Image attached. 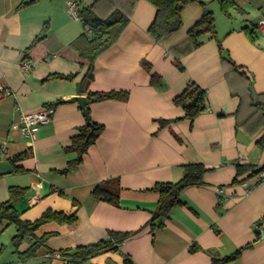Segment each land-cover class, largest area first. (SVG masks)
<instances>
[{"label": "crops", "instance_id": "crops-1", "mask_svg": "<svg viewBox=\"0 0 264 264\" xmlns=\"http://www.w3.org/2000/svg\"><path fill=\"white\" fill-rule=\"evenodd\" d=\"M67 1L0 0V205L9 198L10 186H24L29 190L16 203L22 220L35 221L53 209L76 212L79 223L48 222L34 235L12 238L11 247L1 241L0 264H64L63 249L98 242L110 231L138 230L89 262L213 264V257L243 247L240 257L226 264H264V180L251 175L264 166V146L258 143L264 133V34L257 28L252 41L245 29L264 18V0H235L240 10L233 9L231 17L221 10V0L217 5L191 0L182 10L181 27L160 40L149 33L156 8L147 0H76L79 10L93 5L105 18L120 9L130 18L118 40L97 56L90 81L89 62L81 52L93 32L69 12ZM205 7L215 13L217 38L205 34L198 47L187 50L188 32ZM47 23V35L32 45ZM220 45L236 66L223 60ZM27 61L30 66L23 69ZM153 72L161 76L160 86L151 84ZM51 74L73 78L46 80ZM191 81L207 90L209 106L193 121L183 118L185 109L175 102ZM90 91L127 92L128 99L89 105L92 121L104 129L84 161L64 174L61 170L76 157L67 147L87 124L79 102L70 98L87 97ZM42 108L51 117L36 140L10 128L22 113ZM26 151L29 156L12 162ZM188 163L210 170L202 184L182 191V203L152 230L147 224L160 197L153 186L181 180ZM239 163L251 168L238 175ZM111 178L119 179L122 188L117 206L90 194ZM3 227L1 233L8 228ZM49 232L54 234L38 254L22 262L20 254Z\"/></svg>", "mask_w": 264, "mask_h": 264}, {"label": "trees", "instance_id": "trees-1", "mask_svg": "<svg viewBox=\"0 0 264 264\" xmlns=\"http://www.w3.org/2000/svg\"><path fill=\"white\" fill-rule=\"evenodd\" d=\"M152 3L156 8V15L149 27V33L157 40L166 38L174 31L178 30L182 24V10L184 6L191 0H147ZM134 2V1H133ZM133 4V3H132ZM221 10L227 17L232 16V10H240L237 2L235 0H221ZM79 16L81 21L86 27H89L93 34L88 38V45L86 49L81 52L82 55L88 60L89 65L86 73V78L90 81L94 74V62L102 52L110 48L116 40L120 37L122 32L125 29V26L129 23V16L127 13H124L122 10L117 9L113 11L108 17H101L95 13L94 6H86L79 10ZM49 24H45L43 31L37 38L34 40L32 45L36 44L47 35V30ZM258 26H247L245 29L248 33V36L252 41L256 40ZM205 34H210L213 38H217L218 30L216 25L215 15L212 10H209L205 7V12L203 16L196 22V24L188 32V49H194L201 44L200 37ZM220 52L223 60L230 61L234 66L236 64L232 61L227 51L220 45ZM175 63L179 69H184L182 62L177 57ZM143 66L151 70V64L144 60ZM52 78H64L70 79L73 78V75H64V74H51L46 80ZM162 78L157 73L151 74V84L154 86H160L162 83ZM87 96L88 104L87 111L89 114V105L92 102L100 101L104 99H128V93L122 91H111V92H95L90 91ZM208 93L207 90L194 81H191L187 84L182 94H179L175 98V102L179 105H182L185 109V114L183 118L193 121L200 113L205 111L208 106ZM59 102H54L49 106L55 107ZM255 106L260 104L255 103ZM264 108V105H260ZM264 118V113L261 117ZM87 119V118H86ZM162 123L167 122V120H161ZM104 129L103 125L97 124L92 121L90 114L89 120L87 119L86 126L81 129L80 133L75 135L72 139L71 144L67 147L68 151L76 153V157L69 161L67 167L61 170L62 173L67 174L80 165L85 156L88 154L89 149L94 145L98 138L100 137ZM258 143L264 146V133L259 138ZM30 155L29 151L22 152L12 159V162L15 163L18 160H21ZM251 166L237 164V173L238 175L242 174L245 169H250ZM184 174L181 180L177 182H157L153 186V190L159 193V201L156 208L152 211V216L148 221V224L152 230L162 227L164 220L170 216L172 209L181 204L180 195L182 191L192 185H200L203 183V178L205 173H207L210 168H208L203 163H188L183 165ZM264 170V166L260 169H252L251 175L260 174ZM15 171H22L20 167H15ZM237 181V179H235ZM121 184L119 179L111 178L103 182L98 183L93 190L91 195L98 199L114 205L120 204V192ZM29 188L19 185L10 186L9 188V198L2 202L0 205V225H4V230L10 225L16 227V233L13 236V240L17 241L21 238L24 239L30 235H34L35 231L41 227L43 224L48 222H58L66 223L69 227H76L78 225L79 217L76 212L73 214H68L62 211H55L53 209L46 210L42 216L35 220H22L20 217V212L16 207L18 200L22 199L28 192ZM134 232H117L110 231L109 236L105 239H102L98 242L80 245L77 248L73 249H63L61 251V256L64 258V264H93L89 260L104 251L116 249L119 244L130 238L132 235L138 233ZM1 233V231H0ZM54 232H49L43 235L42 237H36L32 242L31 246L24 252L20 254L22 262H25L38 254L44 245H46L50 236ZM252 244L245 246L250 247ZM198 248H193L196 250ZM244 248L238 249L231 255L224 257H213V264H226L232 260H235L240 257L243 253ZM3 251V247L0 248V254ZM129 263L130 260H127Z\"/></svg>", "mask_w": 264, "mask_h": 264}, {"label": "built area", "instance_id": "built-area-1", "mask_svg": "<svg viewBox=\"0 0 264 264\" xmlns=\"http://www.w3.org/2000/svg\"><path fill=\"white\" fill-rule=\"evenodd\" d=\"M67 8L72 15H75L76 17L79 16V8L76 0H68ZM257 26L258 30L264 34V18L258 21ZM29 66L30 63L28 61L23 63V69H27ZM50 117V112L47 108H42L32 113H22L20 119L13 122L10 128L19 131L21 135L28 140L34 141L37 138V133L41 126L48 123L50 121ZM1 148L2 150H6V143H3ZM259 175L264 180V170L261 171ZM217 190L220 193L223 192L222 188H217Z\"/></svg>", "mask_w": 264, "mask_h": 264}, {"label": "rangeland", "instance_id": "rangeland-1", "mask_svg": "<svg viewBox=\"0 0 264 264\" xmlns=\"http://www.w3.org/2000/svg\"><path fill=\"white\" fill-rule=\"evenodd\" d=\"M212 1L216 2L215 5H217L218 0H212ZM210 9H213V8L211 7ZM218 15L220 17L222 16L221 18H225L226 19V17H224L223 13L218 12ZM14 233H15V226L12 225V226L8 227L6 230H4L0 234V242L2 241L4 243H6L7 245H9V247H11L12 243H13V241H12L13 237L12 236L14 235Z\"/></svg>", "mask_w": 264, "mask_h": 264}, {"label": "water", "instance_id": "water-1", "mask_svg": "<svg viewBox=\"0 0 264 264\" xmlns=\"http://www.w3.org/2000/svg\"><path fill=\"white\" fill-rule=\"evenodd\" d=\"M78 101L80 104V107L83 109L86 118L89 120V114H88V109H87V104H88V98L85 96H75L71 97L70 101Z\"/></svg>", "mask_w": 264, "mask_h": 264}]
</instances>
